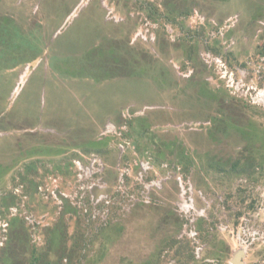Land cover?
I'll list each match as a JSON object with an SVG mask.
<instances>
[{"label":"rangeland","instance_id":"obj_1","mask_svg":"<svg viewBox=\"0 0 264 264\" xmlns=\"http://www.w3.org/2000/svg\"><path fill=\"white\" fill-rule=\"evenodd\" d=\"M119 3L0 0V264H264V0Z\"/></svg>","mask_w":264,"mask_h":264},{"label":"built area","instance_id":"obj_2","mask_svg":"<svg viewBox=\"0 0 264 264\" xmlns=\"http://www.w3.org/2000/svg\"><path fill=\"white\" fill-rule=\"evenodd\" d=\"M106 129H113V125L111 123H108L106 126ZM120 148H124V144L123 142H120L118 145ZM96 162V159H92L91 164H94ZM76 165L78 167V169H83L82 165L79 163V161H76ZM140 167H141V172L139 174L140 178H142L143 172L147 171V169H149V164L147 161H142L140 163ZM178 183L180 185V189H181V193H180V202H179V207L180 210L184 211L185 214H190L191 211L194 210L193 207V201H192V196H191V187L189 185H186V183H184L181 179V177L177 178ZM159 181L157 180H152L149 184L146 185V187L148 186H155L158 184Z\"/></svg>","mask_w":264,"mask_h":264},{"label":"crops","instance_id":"obj_3","mask_svg":"<svg viewBox=\"0 0 264 264\" xmlns=\"http://www.w3.org/2000/svg\"><path fill=\"white\" fill-rule=\"evenodd\" d=\"M125 0H120V3H119V5H121V7H124L125 6ZM124 5V6H123ZM120 7V8H121ZM122 9V8H121ZM94 10V9H93ZM91 11V14H93V16H95V15H98V13H96L97 12V10L95 11ZM94 20V19H93ZM102 24V23H101ZM103 25H104V28H103V30L104 31H110V29L103 23ZM94 31H95V33H96V30L94 29ZM102 34H103V31H102ZM97 37H98V35L96 34V35H91V38H90V36H88L87 37V39H89L90 40V43H94V40L95 39H97ZM76 44V43H75Z\"/></svg>","mask_w":264,"mask_h":264},{"label":"bare ground","instance_id":"obj_4","mask_svg":"<svg viewBox=\"0 0 264 264\" xmlns=\"http://www.w3.org/2000/svg\"><path fill=\"white\" fill-rule=\"evenodd\" d=\"M262 98L264 99V93L261 94Z\"/></svg>","mask_w":264,"mask_h":264}]
</instances>
